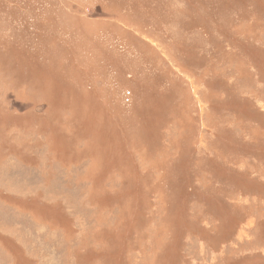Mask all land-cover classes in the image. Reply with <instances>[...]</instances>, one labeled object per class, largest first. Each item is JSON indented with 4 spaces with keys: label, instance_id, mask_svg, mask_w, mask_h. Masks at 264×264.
Wrapping results in <instances>:
<instances>
[{
    "label": "rangeland",
    "instance_id": "rangeland-1",
    "mask_svg": "<svg viewBox=\"0 0 264 264\" xmlns=\"http://www.w3.org/2000/svg\"><path fill=\"white\" fill-rule=\"evenodd\" d=\"M0 264H264V0H0Z\"/></svg>",
    "mask_w": 264,
    "mask_h": 264
},
{
    "label": "trees",
    "instance_id": "trees-1",
    "mask_svg": "<svg viewBox=\"0 0 264 264\" xmlns=\"http://www.w3.org/2000/svg\"><path fill=\"white\" fill-rule=\"evenodd\" d=\"M176 65H177L178 67H181V64H180L179 62H176Z\"/></svg>",
    "mask_w": 264,
    "mask_h": 264
},
{
    "label": "crops",
    "instance_id": "crops-1",
    "mask_svg": "<svg viewBox=\"0 0 264 264\" xmlns=\"http://www.w3.org/2000/svg\"><path fill=\"white\" fill-rule=\"evenodd\" d=\"M71 246V243L69 244ZM11 256V255H10ZM51 261L53 260L52 258H49Z\"/></svg>",
    "mask_w": 264,
    "mask_h": 264
}]
</instances>
